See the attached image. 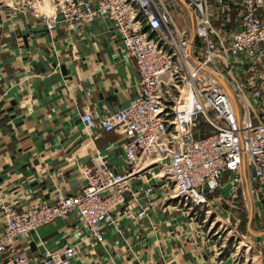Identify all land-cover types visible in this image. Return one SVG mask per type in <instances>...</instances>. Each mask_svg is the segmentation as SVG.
<instances>
[{
  "label": "built area",
  "instance_id": "1",
  "mask_svg": "<svg viewBox=\"0 0 264 264\" xmlns=\"http://www.w3.org/2000/svg\"><path fill=\"white\" fill-rule=\"evenodd\" d=\"M8 6L47 33L58 23L107 21L137 80L123 108L96 119L88 110L77 116L85 131L122 134L123 172L110 170L96 151L74 194L55 192L19 210L0 203V264H28L18 236L71 212L95 242L107 227L120 235L111 210L123 202L128 180L152 163L143 164L147 158L155 160L164 187L170 184L168 195L188 210L206 212L207 190L226 174L235 191L245 171L264 207V0H10ZM152 186L143 188L145 195ZM143 215L140 208L135 218ZM74 249L48 250L39 264H72Z\"/></svg>",
  "mask_w": 264,
  "mask_h": 264
},
{
  "label": "crops",
  "instance_id": "2",
  "mask_svg": "<svg viewBox=\"0 0 264 264\" xmlns=\"http://www.w3.org/2000/svg\"><path fill=\"white\" fill-rule=\"evenodd\" d=\"M136 80L135 66L107 21L94 18L71 28L58 23L47 33L31 17L1 10L0 203L22 209L48 201L57 191L73 194L82 182L79 169L91 168L96 151L110 170L122 172V134L85 131L77 116L88 110L96 119L123 108L136 95ZM254 184L242 172L241 192L250 205L244 228L258 232L252 238L264 236V219L251 222L254 212L259 216ZM143 187L132 183L113 209V217L121 215L115 219L120 235L107 227L103 240L95 242L70 213L18 236L20 253L28 264H39L45 251L71 244L77 250L73 264H221V246L212 245L220 236L191 238L188 219L160 209L158 190L145 196ZM230 187L225 174L216 190H207L213 200L228 201L225 211L238 209L231 204ZM141 206L145 215L136 219Z\"/></svg>",
  "mask_w": 264,
  "mask_h": 264
},
{
  "label": "rangeland",
  "instance_id": "3",
  "mask_svg": "<svg viewBox=\"0 0 264 264\" xmlns=\"http://www.w3.org/2000/svg\"><path fill=\"white\" fill-rule=\"evenodd\" d=\"M9 3L10 0H0V11L5 10L7 15L12 16L13 12L8 6ZM174 17H175V21L177 22L178 15L174 14ZM146 161L152 163H149L146 166L143 165L144 169L142 168V170L137 172V175H134L137 177L135 178L128 177L130 178L128 180L129 191L131 189L132 183H134V185L143 183V185L145 184V187L147 184L153 185L152 190L157 189L159 192L158 207L160 209L165 208L164 209L165 212L169 210L174 212H179L183 217L187 218L189 223L193 226V228H191V230L189 231L190 232L189 235L191 236V238L197 239L198 237H200V235L203 238L213 237V236L218 238L220 236L218 238V241L213 242L212 245L221 246L220 247L221 252L218 254V258H217L221 260V264H264V236L260 235L252 238L251 235H257L258 232L249 233L244 228V225L247 222L246 208L250 207V205L248 199L246 203L244 192L243 193L241 192L242 182L238 184L235 191L230 190V194H232L233 197L231 204L234 205L235 208L237 207L238 209H233V210L229 209V211L227 210L225 211L226 207H228V201L223 202L221 199L213 200L211 198V210L208 213L204 212V210H198L196 212H193V210H188L187 208L182 207V203L179 202L176 197L168 195V193L170 192L172 193L171 190L172 188L170 184H167V186L162 187L163 185V183L161 182L163 181L161 180L162 177L156 176L158 173H160L159 168L157 166L153 168L154 167L153 165H156L153 161H149V159H146ZM148 166L150 167L148 168ZM82 167L79 169V175L82 180L81 185L83 184V178L80 174ZM150 168H152L151 171L147 172V170H149ZM250 180L251 178L249 179V181ZM254 186L252 185L251 189H252L253 198L255 199V203L259 208V213H258L259 216L257 215L256 212H254L251 222L256 223L258 222L257 220L258 218L262 220L264 219V210L256 197L255 194L256 188ZM143 188H142V192H143ZM57 192L62 193L60 191ZM50 199L51 196L48 199V201ZM10 207L14 208L12 206ZM126 215H130L132 217L133 214H131L128 211ZM114 217L116 220H118V218L121 217V215L117 214L114 215ZM43 254L44 253H42L41 255Z\"/></svg>",
  "mask_w": 264,
  "mask_h": 264
},
{
  "label": "bare ground",
  "instance_id": "4",
  "mask_svg": "<svg viewBox=\"0 0 264 264\" xmlns=\"http://www.w3.org/2000/svg\"><path fill=\"white\" fill-rule=\"evenodd\" d=\"M94 129H98V128H94ZM91 130H92V129H91ZM111 131H112V130H111ZM106 132H108V131H106ZM147 159H148V158H147ZM151 161L155 162V160H151ZM145 162H147L146 159H143V160H142V163H145ZM153 168H155V167H153ZM109 169H110V168H109ZM150 170H151V168H150L148 171H150ZM122 172H123V171H122ZM122 172H115V173H122ZM156 176H162V175H161V173H158ZM223 176H224V175H223ZM223 176H222V177H223ZM222 177H221V178H222ZM221 178H220V179H221ZM220 179H219V180H220ZM162 182H163V181H162ZM241 182H242V174H241ZM241 182H240V183H241ZM218 186H219V181H218ZM218 186H217V187H218ZM254 187L256 188V185H255ZM216 189H217V188H215V189H213V190H210V191H214V190H216ZM172 192H173V190H172ZM74 193H75V192H74ZM74 193H73V194H74ZM206 194H207V198H208V202H209V206L207 207V210H206V213H208V212L211 210V197H210L209 193H206ZM144 195H145V194H144ZM148 195H149V193H148L147 195H145V196H148ZM150 203H151V202H150ZM147 204H148V203H147ZM119 205H120V204H119ZM119 205H117V206H119ZM117 206H116V207H117ZM114 208H115V207H114ZM114 208H113V209H114ZM141 208L144 209V207H142V206H141ZM262 208H263V210H264V207H263V206H262ZM113 209L111 210L112 215H113ZM71 213H74V212H71ZM68 214H70V213H68ZM74 214H75L76 216H78L76 213H74ZM66 215H67V214H66ZM144 215H145V211H144ZM144 215H143V216H144ZM64 216H65V215H64ZM64 216L57 217V218L53 219L51 222H53L54 220H56V219H58V218H62V217H64ZM143 216H142V217H143ZM78 217H79V216H78ZM142 217H141V218H142ZM79 218H80V217H79ZM80 219H81V218H80ZM81 220H82V219H81ZM82 221H83V220H82ZM51 222H50V223H51ZM115 223H116V222H115ZM84 224H85V223H84ZM85 226H86V224H85ZM86 228H87V227H86ZM104 230H106V229H104ZM28 233H30V232H28ZM103 234H104V232H103ZM16 245H17V244H16ZM70 245H71V244H70ZM73 246H74V245H73ZM74 247H75V246H74ZM76 251H77V250H76V248H75V249H74V258H75V256H76ZM43 255H44V254H43ZM43 255H41V256L43 257ZM74 258H73V260H74ZM72 264H73V262H72Z\"/></svg>",
  "mask_w": 264,
  "mask_h": 264
}]
</instances>
